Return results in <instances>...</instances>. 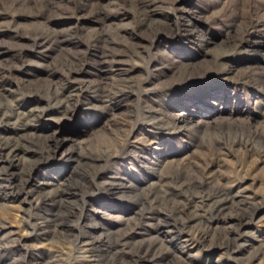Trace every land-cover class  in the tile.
<instances>
[{"label": "rangeland", "instance_id": "obj_1", "mask_svg": "<svg viewBox=\"0 0 264 264\" xmlns=\"http://www.w3.org/2000/svg\"><path fill=\"white\" fill-rule=\"evenodd\" d=\"M130 46L139 54L107 56ZM114 77L128 86L104 95ZM0 106L36 116L0 123L20 142L0 149V264H89L76 259L79 232L94 256L123 235L125 261L152 239L170 248L138 264H264V0H0ZM90 162L85 185L56 203ZM179 165L233 195L221 215L189 220L206 237L189 246L172 218L144 223L134 194ZM71 206L58 236L51 225Z\"/></svg>", "mask_w": 264, "mask_h": 264}, {"label": "bare ground", "instance_id": "obj_2", "mask_svg": "<svg viewBox=\"0 0 264 264\" xmlns=\"http://www.w3.org/2000/svg\"><path fill=\"white\" fill-rule=\"evenodd\" d=\"M116 51L121 52L125 55L126 54L131 55V56L134 54L136 55L139 54L132 47L129 49L127 48L126 49H112L111 48L110 54H108L107 56L110 55L109 57L114 59L115 57L114 54ZM113 81L114 82L112 86L110 88H107L108 91H106L105 89L106 92H103L104 95H108L110 93L122 92L123 88L128 86L127 82L122 77H117V78L114 77ZM11 106L9 107L8 110H6L7 108L6 109L3 108L4 112L2 116H0V123H3V122L5 123V121L6 123L9 122L10 116H14V115L16 116V119H21L23 121V124H22L23 126L25 125L27 126V124H30L31 121L33 122L36 119L35 115L24 113L21 110L13 108ZM0 113H1V106H0ZM240 142L241 141L239 142L235 141L233 142V145L238 143V145L240 146L242 144V142L241 143ZM246 142H249V140L243 142L244 148L247 150L250 148L249 147L250 144ZM19 145H20L19 141H12L9 139L5 140L0 137V149H4L10 154L14 153V151L18 148ZM110 155L111 154L110 153L107 154V150H105V153L100 154L96 159H93V160L101 161V160L109 158ZM84 165L86 168L80 174L78 173L79 176L71 177L68 181L64 182L60 187H58L57 191L54 192L56 193L55 196L58 197L56 198V201L54 200L56 203L62 200L60 197L62 196L64 192L71 191L73 187L78 188L82 185H85L84 182H85V178L87 177V175L89 174L91 176L93 175V172L91 171L97 166V164L95 165L90 162V163H85ZM210 175L207 174L205 170L193 169V167L190 168L189 165L183 166V167L179 165L177 169L170 171V173L166 177H164L166 180L162 184H159L157 187H151L150 189H143V187L135 189L134 190L135 197L137 198L138 202L139 201L141 202L142 208H141L140 214L144 220V223L146 221L156 220L157 222L155 223L157 224H159L161 221L165 224H169L170 222L169 219L172 218L173 227L176 230L184 231L185 229H187L188 232L191 230V233L189 232L190 234L186 235L185 238L181 240L182 242L185 243V246H187L188 244H191L192 240H194L195 243H199V242L201 243L205 241L206 239L205 233H200L199 231L196 233L192 232L194 230H192L193 228L190 227L191 224L189 225V220L192 219L195 221L202 222L205 219H211L213 217H217L221 215L223 208L225 206V203H227L228 200H232V197H233V195L230 194L229 189L225 185H223V183L219 179L214 181L213 176H210ZM114 185H116L115 187L117 189L120 186H124L126 184L121 183V182H116ZM174 189H176L177 191H174ZM151 197L152 199L150 201ZM145 202H148V205H145ZM153 202L157 204H162L166 209H168L169 215H166V217H163L161 219V217L157 216V214H151L150 212H147V211L153 210L154 208L153 206L154 204H152ZM244 210H247V207ZM143 211H145L146 213ZM73 213H75V210L73 209L72 206L70 208L65 207V209H63V217H62L61 222L59 223L57 222V223H54L55 225H51V227H53L55 233L58 236L66 233V230L59 231V227L61 226L63 227V225H67L68 219H70ZM238 215H239V218H242L244 217V212H240L238 213ZM19 220H20L19 227H21V229L27 230V228H33V230H37L36 223H32V221L30 222L29 220L26 222L23 221L22 219H19ZM62 227L60 229H62ZM68 234L73 235V233L71 232H69ZM125 238L126 237L124 235L121 237L119 236L118 238L114 239V241L111 243L110 245L111 248H107L106 251L102 252L101 254L97 256H94L92 255L93 253H91V250H90L93 243L90 240H86L85 238H83L82 234L79 232L78 234L74 235V243L77 246V248H79L78 256H76V259L82 258V260H84L86 258L88 259L89 264H138L139 259L146 258L148 254L154 258L153 259L154 261H156L162 257V254L163 252H165V250L170 251L169 247L168 248L167 247L153 248L155 244H158V246H163L162 244L163 242L157 241V239L156 240L152 239L153 241L151 240L147 246L145 247L142 246V248H136L135 252H133L136 255H139V257H136L135 259L131 261H127V260L125 261L122 259V256L124 255L126 251L124 247L128 243L125 240ZM225 239L228 240V238H225ZM224 244H229V242L226 241L224 242ZM1 249L2 248H0V250ZM133 249H135V247ZM151 252L152 254H150ZM73 260L74 259H72V261ZM8 264H26V261L25 259L24 260L14 259Z\"/></svg>", "mask_w": 264, "mask_h": 264}]
</instances>
